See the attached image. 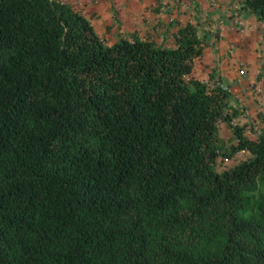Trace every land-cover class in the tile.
I'll list each match as a JSON object with an SVG mask.
<instances>
[{"label": "trees", "instance_id": "1", "mask_svg": "<svg viewBox=\"0 0 264 264\" xmlns=\"http://www.w3.org/2000/svg\"><path fill=\"white\" fill-rule=\"evenodd\" d=\"M198 24L105 44L65 0H0V264H264V127L194 77Z\"/></svg>", "mask_w": 264, "mask_h": 264}, {"label": "crops", "instance_id": "2", "mask_svg": "<svg viewBox=\"0 0 264 264\" xmlns=\"http://www.w3.org/2000/svg\"><path fill=\"white\" fill-rule=\"evenodd\" d=\"M65 1L78 10L90 23H95V20L93 19V21L88 14L91 11L97 12L95 15H98L99 23L96 26H101V28L94 32L100 38H106L109 30L115 29L114 32L122 38H124V33L129 31L132 32L131 38L149 39L158 44L165 40L168 34L165 32L167 28L175 27L177 29L186 20L193 22V19H198L200 24L207 29L205 32L209 34V39L213 36L211 32L218 33L221 41L219 43L222 47L217 51L214 46L212 48L208 46L202 55L194 60L193 75L195 78L205 80L209 73H215V79L225 83L230 91V98H236L237 101H244L250 93L255 96L256 84L262 85V81H264V65L261 61L256 64L254 72L250 70L244 76L243 72L240 71V66L233 59L228 58L229 56L224 49V46L232 38H241L238 46L245 49L249 44L248 36L253 31L250 21L251 14L240 13L241 4L235 6L233 0H104L103 4L100 3L103 0ZM105 5L111 8V12H117L116 21L119 22L117 27L111 24L113 18L111 12L110 14L107 13ZM236 7L238 8L237 11H235ZM176 12L179 14L176 15ZM172 20L176 21V26H170ZM233 22L243 26L241 31L232 29L231 24ZM104 31L107 32L105 37L103 36ZM114 40L113 38L111 43ZM212 50L217 51L215 58L211 55ZM241 94L243 95L241 96Z\"/></svg>", "mask_w": 264, "mask_h": 264}, {"label": "rangeland", "instance_id": "3", "mask_svg": "<svg viewBox=\"0 0 264 264\" xmlns=\"http://www.w3.org/2000/svg\"><path fill=\"white\" fill-rule=\"evenodd\" d=\"M235 6H238L240 0H233ZM101 4L104 3L103 1H100ZM106 6V11L107 13L110 14L111 12V8ZM238 8H235V11H237ZM89 13V12H88ZM95 13H97L96 11H91L90 14H88L91 19L95 20V23H91L92 28L94 29V31H99V28H101V26H96L99 21V17L98 15H95ZM179 14V12H176V15ZM112 18L111 21L114 27H117V24L119 23L118 21H116L117 19V12L116 11H112L111 12ZM175 15V16H176ZM93 20V21H94ZM194 20H198V19H193ZM190 21V20H189ZM199 21V20H198ZM251 27L253 28L252 33L249 34L248 36V45L246 46L245 49H242L241 47H239V43L241 42V38L236 39V38H232L231 41L224 46L225 51L228 54V58L229 59H233L235 61V63L240 66V68L243 70V75L246 76V73L249 72L250 70L252 72H254L255 70V66L256 64L259 63V61H261L264 65V39L260 36L259 37V33H261V28H263L264 26V21L262 23H258V21L256 20L255 16L253 14H251ZM200 22V21H199ZM172 25L170 26H176V21L172 20L171 21ZM144 24V23H143ZM261 24V25H260ZM232 29L234 31H241V28L243 26L239 25V24H235L232 23ZM234 25V26H233ZM168 31L166 30V37H165V41L167 42V44H171L172 43V35L175 33L176 28H167ZM197 32H199V34H204L205 30H207L206 28H204V26H202L201 24H198V26H196ZM115 29L109 30V34L106 38L101 37V39L103 40V42L105 44L111 43L112 39L114 38L115 40L122 38L121 36H119L118 33L114 32ZM105 32V31H104ZM106 33H103V36H106ZM213 33V36L210 37L211 39H209V47H215V49L218 51L220 50L221 46V42L220 41V36L217 35L218 33L216 32H211V35ZM132 32L127 31L126 33H124V38H131L132 36ZM263 44V45H262ZM207 46V48H208ZM236 51H235V50ZM207 51H210L209 49H207ZM217 51H213L212 50V56L215 58V56H217ZM211 53V52H210ZM216 53V54H215ZM215 74V73H214ZM256 88L259 89V93H257V89H256V94L255 96H253L254 94L247 95L246 99L243 100H235L232 97H228L227 100L225 101V108H224V112L226 113H230V108L231 110H236L237 115L235 117H232L233 119H231V122L233 124L237 123L241 126H243V132L248 135V136H254L257 132H259L260 129H262L264 127V81H262V85L256 84ZM233 89V88H232ZM244 94V93H243ZM241 94V96L243 95ZM235 97V96H234ZM233 107L235 109H233ZM217 135H218V147L220 148V150H228L229 148V144L231 142H233V136L231 135L230 130L226 127L225 123H223V121H219L217 123ZM247 157H249L248 152L246 151H238L228 157H224L223 155L218 154V156L215 159V163H214V169L216 171H220L221 169H223L224 167L233 165L243 159H246Z\"/></svg>", "mask_w": 264, "mask_h": 264}, {"label": "built area", "instance_id": "4", "mask_svg": "<svg viewBox=\"0 0 264 264\" xmlns=\"http://www.w3.org/2000/svg\"><path fill=\"white\" fill-rule=\"evenodd\" d=\"M233 23H235V24H236L237 22H233ZM258 23H260V22H258Z\"/></svg>", "mask_w": 264, "mask_h": 264}]
</instances>
